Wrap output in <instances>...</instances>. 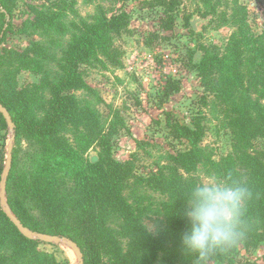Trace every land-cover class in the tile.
Listing matches in <instances>:
<instances>
[{
  "label": "trees",
  "instance_id": "trees-1",
  "mask_svg": "<svg viewBox=\"0 0 264 264\" xmlns=\"http://www.w3.org/2000/svg\"><path fill=\"white\" fill-rule=\"evenodd\" d=\"M115 1L121 2V6L111 11L98 6L89 20L72 22L67 29H63L70 34V40L63 49L61 59L55 63L54 75H51L49 65L44 63L50 57L37 41L30 42L23 49L0 46V103L14 122V138L19 135L25 138L32 155L41 154V157L44 154V162L39 160V156L35 159L37 171H25L22 179L17 178L10 167L5 187L10 210L33 231L62 235L73 240L81 250L83 264H91L95 246L110 249L114 253V264H153L159 254L163 264H191V259L179 251V235L185 227L180 209L186 189L197 181L182 173H192L199 164L210 165L219 177L230 176L241 181L252 193L243 217L244 235L237 244L249 247L264 242V104L261 102L264 99V79L252 83L247 76L251 73L245 69V54L248 46L252 44L253 47L255 43H252L253 35L244 18L234 19L236 30L223 49L215 44L202 47L201 58L190 63L204 92L212 95L221 108L231 131L232 151L213 161L199 146L204 133L201 117L196 115L189 123H180L170 112L166 113V126L171 139L186 144L184 149L173 155V164L166 168V173L161 172V176L154 180L157 186L166 185L169 193L166 230L156 235L149 233L140 219L128 211L129 205L120 193L122 184L132 173L127 163L112 158L108 147L103 148L104 154L95 156L94 161L85 159L70 148L60 135L66 126L84 125L88 132H96L97 136L99 132V138H105L99 130L96 115L90 107L78 103L73 91L85 87L81 65L90 64L99 57L111 66L121 65L122 50L115 40L128 32L129 13L123 8L125 0ZM181 2L138 0L142 9H162L160 27L166 30L172 28L174 12ZM31 12V24L36 28L44 22L50 24V20H55L58 14L36 7H31ZM151 36L157 35L151 33ZM255 46L254 52L263 57L264 44ZM26 69L40 74L39 83H32L29 87L34 95L39 94L43 99L41 118L36 117L40 108H34L36 102L31 91L26 86L20 89L10 87V84L16 83L18 72ZM258 85L261 89L257 88ZM178 89L179 81L169 77L162 97L166 98ZM7 128L0 113V130ZM4 157L0 147V179ZM48 158L56 165H51ZM237 163L246 168L243 173L235 170ZM13 184L24 192L25 202L20 200L19 190L14 191ZM109 213L121 219L122 223L118 225L122 229L121 235H116L113 228L105 226L103 219ZM0 230V237L5 241L11 231L20 236L9 254L0 253V264H16L24 259L25 251L35 240L20 234L2 210ZM117 236L125 238V252H121ZM236 245L216 252L208 262L230 263ZM47 264L58 263L50 260Z\"/></svg>",
  "mask_w": 264,
  "mask_h": 264
},
{
  "label": "rangeland",
  "instance_id": "rangeland-1",
  "mask_svg": "<svg viewBox=\"0 0 264 264\" xmlns=\"http://www.w3.org/2000/svg\"><path fill=\"white\" fill-rule=\"evenodd\" d=\"M181 1L174 12L172 28L166 30L160 27V18L163 16L161 8L142 9L138 0H125L123 8L129 13V30L115 40L122 50L121 65L111 66L103 57L90 64L81 65L85 87L73 91L78 103L90 107L96 115L99 130L104 133L105 138H99V132L98 136L96 132H88L84 125L66 126L60 132L68 146L85 159L102 155L103 148L108 147L112 158L127 163L132 173L122 184L120 193L129 205L128 211L138 217L144 227L145 223H158L164 226L163 230L168 228L166 207L170 198L166 185L157 186L154 180L172 166L173 155L186 147L184 142L171 139L168 134L166 113L170 112L180 123H189L196 115L201 117L204 133L199 146L213 161L220 160L232 151L231 131L223 118L221 108L212 95L204 92L190 63L201 58L202 47L215 44L223 49L231 33L236 30L234 19L244 18L250 34L253 35L252 43L259 46L264 44V0ZM98 6L111 11L120 7L121 2L1 0L0 46L23 49L30 42L37 41L50 57L44 63L49 65L51 75H54L55 63L61 59L63 49L70 40V34L63 29H67L72 22L89 20ZM31 7L44 12L55 11L58 14L55 20H50V24L44 22L41 27L36 28L31 24ZM191 21L195 22V29ZM151 33L157 36L153 37ZM255 45L251 47L250 44L245 54V69L247 73H251L247 76L252 83L264 79V56L254 52L257 47ZM169 77L179 81V89L163 98L162 93ZM39 79L40 74L33 70H21L16 76V83L10 84V87L20 89L26 86L32 93L29 86L39 83ZM257 88L261 89L259 85ZM32 95L36 102L34 108H40L36 117L41 118L43 99L39 94ZM261 102L264 104V99ZM11 134H14V129L0 130V147L3 148L5 157ZM39 155L41 154H31L25 138L20 135L14 138L10 167L17 178L22 179L27 170L37 171L38 164L35 159ZM43 157L44 154L39 156L41 162H44ZM57 160L63 161L59 158ZM48 162L56 165L50 158ZM239 165L237 163L235 170L243 173L246 168ZM182 174L197 182L212 174L219 176L215 168L202 164L192 173ZM151 179L153 180L150 181ZM13 188L16 189L14 191L19 190L17 184H13ZM18 197L25 202L22 190H19ZM5 200L8 205L6 190ZM103 220L106 227L113 228L116 235H121L122 229L118 227L122 223L121 219L109 213ZM19 237L15 231L8 234L6 241L0 237V253L9 254ZM117 239L121 252H125V238L117 236ZM31 240L35 242L25 251L24 259L16 264H47L50 260L58 264L78 263V257L64 242L55 244L39 239ZM113 257L114 253L110 249L95 246L91 264H114ZM231 257L230 263L221 264H264V242L249 247L237 244ZM153 264H163L160 254ZM208 264L220 263L210 261Z\"/></svg>",
  "mask_w": 264,
  "mask_h": 264
},
{
  "label": "clouds",
  "instance_id": "clouds-1",
  "mask_svg": "<svg viewBox=\"0 0 264 264\" xmlns=\"http://www.w3.org/2000/svg\"><path fill=\"white\" fill-rule=\"evenodd\" d=\"M252 193L241 181L215 174L190 184L183 195L180 215L185 227L179 235V251L191 264H208L218 251L234 247L244 235L243 217ZM158 223H145L154 235ZM194 258V259H193Z\"/></svg>",
  "mask_w": 264,
  "mask_h": 264
},
{
  "label": "water",
  "instance_id": "water-1",
  "mask_svg": "<svg viewBox=\"0 0 264 264\" xmlns=\"http://www.w3.org/2000/svg\"><path fill=\"white\" fill-rule=\"evenodd\" d=\"M191 25L195 29L194 21H191ZM0 113L3 115L7 123L8 129L10 131H13L14 122L12 121V118L8 110L1 103H0ZM13 140H14V134H11L10 139L8 141V145H7V152H6L5 162H4L2 181L0 183V205L2 207V210L7 215V217L13 222V224L17 227V229L22 235H24L25 237L29 239H39L41 241L48 242V243L57 244L60 242H64L74 251L75 255L78 257L77 264H83L81 250L73 240L65 236L31 231L30 229H28L26 226H24L21 223V221L12 213L9 206L7 205L6 200H5V187H6V178H7L10 166H11ZM95 158H96L95 156H92L90 159L91 161H94Z\"/></svg>",
  "mask_w": 264,
  "mask_h": 264
}]
</instances>
